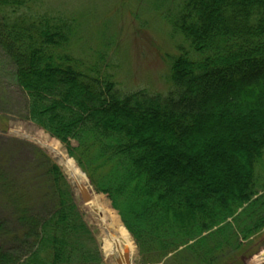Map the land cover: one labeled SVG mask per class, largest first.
Wrapping results in <instances>:
<instances>
[{
  "label": "trees",
  "instance_id": "obj_1",
  "mask_svg": "<svg viewBox=\"0 0 264 264\" xmlns=\"http://www.w3.org/2000/svg\"><path fill=\"white\" fill-rule=\"evenodd\" d=\"M161 19L180 38L164 88L125 89L108 70L113 40L77 56L73 18L0 0L19 115L107 197L140 264H242L264 234V0H180ZM34 150L18 167L13 147L0 156V264H101L60 169ZM21 168L41 175L49 207Z\"/></svg>",
  "mask_w": 264,
  "mask_h": 264
},
{
  "label": "rangeland",
  "instance_id": "obj_2",
  "mask_svg": "<svg viewBox=\"0 0 264 264\" xmlns=\"http://www.w3.org/2000/svg\"><path fill=\"white\" fill-rule=\"evenodd\" d=\"M179 2L180 0H45V8L51 14L71 17L79 24L76 30L78 41L72 44L77 56H88L95 48L101 49V40L102 44L106 40L112 43L113 40L114 44H111L107 51L115 58L110 62L108 70L115 74V79L121 87L145 88L148 91L159 92L164 88L163 77L167 74L166 56L175 53L176 47L180 44V38L172 37L170 28L161 17L163 13L165 15L167 7H174ZM82 51L86 54L81 55ZM5 62L0 51V156L2 152L13 147L12 160L18 167L31 162L35 154L34 149L37 148L56 164L70 188L82 220L96 239L101 264H116L114 258L105 259L100 248L103 234L100 222L104 216L103 211L95 209L94 212L88 207L92 193L82 188L88 197V201L84 202L80 189L70 181L61 167L62 162L53 155V152L57 151L71 159L64 146L20 118L19 109L23 94L11 80V71ZM74 164L81 170L75 162ZM21 169L23 172L20 177L18 172V178L29 180L22 184L25 186L24 191L34 198L35 204L38 201L47 203L46 207H49L52 195L49 187L40 184L41 175L37 172L38 177L34 179L27 173V168ZM93 193L96 195L94 198H98L107 212L110 210L117 216L105 195L95 191ZM131 242L134 249L130 264H140L138 249L132 238ZM189 254L187 256L192 257V254ZM160 264H164V261ZM190 264L199 263L192 261ZM242 264H264V234L260 237L257 247L250 252V257Z\"/></svg>",
  "mask_w": 264,
  "mask_h": 264
},
{
  "label": "bare ground",
  "instance_id": "obj_3",
  "mask_svg": "<svg viewBox=\"0 0 264 264\" xmlns=\"http://www.w3.org/2000/svg\"><path fill=\"white\" fill-rule=\"evenodd\" d=\"M53 155L62 162L61 167L63 171L76 187L79 189L84 187L88 193H92V200L88 202V207L94 210V212L96 211L95 209H99L104 213L103 219L101 218L102 220L100 222V227L103 232L100 248L104 258L107 260L119 258L123 249L129 250L131 255L134 248L130 236L123 228L116 214L110 210L107 212V209L103 204H100L98 198H94L96 195L72 159L60 155L57 151H54Z\"/></svg>",
  "mask_w": 264,
  "mask_h": 264
},
{
  "label": "water",
  "instance_id": "obj_4",
  "mask_svg": "<svg viewBox=\"0 0 264 264\" xmlns=\"http://www.w3.org/2000/svg\"><path fill=\"white\" fill-rule=\"evenodd\" d=\"M80 192L82 194L83 201L87 202L88 201V197L85 194V190L80 188ZM111 234H113V233H111ZM116 264H130V253H129V250H127V249H123L122 250V253H121L120 257L116 258Z\"/></svg>",
  "mask_w": 264,
  "mask_h": 264
}]
</instances>
